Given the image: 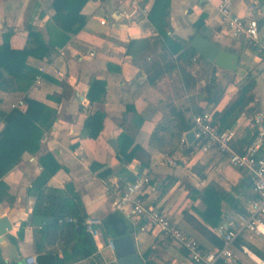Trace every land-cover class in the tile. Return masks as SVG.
I'll return each mask as SVG.
<instances>
[{"label": "crops", "instance_id": "1", "mask_svg": "<svg viewBox=\"0 0 264 264\" xmlns=\"http://www.w3.org/2000/svg\"><path fill=\"white\" fill-rule=\"evenodd\" d=\"M139 1L147 7L148 14H140L132 22L121 15L130 0H87L79 11L86 19L83 27L68 34V39L60 44L64 30L55 20L54 0H0V44L3 34L12 29L11 46L22 48L27 42L30 24L42 33L46 42L54 44L42 59H28L27 64L33 71L45 68L28 92L0 90V109L10 111L12 102L28 96L47 104L56 113L52 127L43 133L39 151L25 152L21 161L3 176L9 194L0 201V217L8 216L13 227L0 241V260L8 264H28V255L37 256L35 226L30 219L35 202L32 187L43 170L39 157L46 152L57 159L61 168L45 186L65 189L67 183H71L88 216L103 221L114 212L124 215L134 229L136 250L144 264L148 261L152 264L197 263L171 238L155 229H143L144 221L131 214L132 200L121 203L127 183L139 173L148 172L151 176L146 194L148 203L164 209L174 223L199 240L205 251H216L219 245L201 227H206L221 240L217 227L247 210L254 198L250 179L223 155L200 150L195 140L182 147L181 137L191 131L195 114L222 111L253 75L256 99L232 125L236 130L233 146L238 152H244L255 139L253 115L256 111L264 114V0H233L232 3L233 14L245 18L258 16L256 44L230 35L218 10L219 0H171L169 20L175 34L189 39L197 31L195 24L204 15L199 32L220 47L239 53L240 62L236 70L215 69L212 61L197 56L193 59L192 78H184L179 68H175L155 82L149 81L142 67L147 62L150 70L151 62L162 52L154 44L155 28L149 19L155 0ZM252 6L257 9L254 11ZM102 18L106 19V24L100 22ZM142 37H150L151 46L133 57L129 52L130 43ZM91 51L94 55H90ZM109 63L113 65L110 68ZM212 74H215V82H211ZM92 80L101 88L90 99ZM208 88L212 95L219 96L217 100H209ZM88 115L104 120V128L95 138L89 136L84 127ZM3 127L2 121L0 130ZM125 132L133 134L134 145L146 151L141 159L134 158L126 163L117 154L118 138ZM167 155L177 158L179 165L167 164ZM259 155L264 157V148ZM142 159L147 164L144 165ZM210 183L232 193L243 207L242 211H237L223 201L218 225L204 218L207 204L202 198L194 197L189 188L203 190ZM185 211H188L187 216ZM29 220L20 235L22 221ZM101 230L97 251L67 264H118L115 251L105 247L107 237L103 225ZM252 247L264 253V233L247 231L241 234L233 245L236 262L220 260L216 264H264V258ZM59 256L63 257L61 248Z\"/></svg>", "mask_w": 264, "mask_h": 264}, {"label": "trees", "instance_id": "2", "mask_svg": "<svg viewBox=\"0 0 264 264\" xmlns=\"http://www.w3.org/2000/svg\"><path fill=\"white\" fill-rule=\"evenodd\" d=\"M86 1L54 0L55 20L64 30L60 44L68 39V34L77 32L83 27L86 19L79 11ZM170 12L171 0H155L149 12V19L155 28L152 35L154 44L162 50L159 58L151 62L150 70L147 68V62L142 65L148 73L150 82H155L157 78L175 68H179L184 78H192L193 59L197 56L202 57L191 45V37L185 39L173 32L169 20ZM203 21L204 15L195 24L196 33L200 31ZM11 30L9 29L3 34V42L0 44V90L28 92L35 84L38 73L29 67L28 59L30 57L42 59L51 52L54 44L46 42L42 33L30 24L28 25L29 33L26 44L22 48H15L10 43ZM134 42L135 40L130 43V47ZM108 66L110 68L113 65L109 63ZM211 82H215V74H212ZM255 86V78L250 75V79L239 88L235 99L230 101L222 111L213 113V122L219 123L221 129L232 127L250 103L255 101ZM99 88L101 86L97 84V81L92 80L89 90L90 99ZM208 93L211 101H215L219 97L216 94L212 95L210 88H208ZM25 99L28 102L26 110L12 108L5 112L0 109V122H4V127L0 130V201L9 194V186L3 180V176L21 161L25 152L36 153L39 151L44 131L50 129L56 119L55 110L47 104L28 96H25ZM84 127L88 135L95 138L103 130L104 120H98L93 115H88L84 121ZM134 143L133 134L125 132L119 136L117 154L123 162L128 163L134 158L141 159L147 154L142 147L134 145ZM191 146L193 144L189 148ZM142 161L144 165L147 164L144 159ZM39 162L43 170L40 176L33 181L32 189L35 192V202L32 215H47L52 217V220L42 227L34 228V250L37 253L38 264H67L91 256L97 251V245L87 230L85 219L88 213L80 195L73 189L71 183H67L65 189L45 186L46 181L61 168V164L50 152L40 155ZM101 174L103 175V173ZM189 188L194 197L202 198L207 204L206 211L203 213L204 218L213 225H218L222 219L223 201L229 202L237 211L243 210L232 193L215 183L208 184L203 190L192 186ZM184 215L187 216L188 211H185ZM69 217L75 220H69ZM29 222L30 220L22 221L20 235H22L24 225ZM130 226V222L124 215L114 212L103 220V233L105 237L122 236L127 233ZM201 230L219 246L222 245L223 242L209 229L201 227ZM59 248L63 251V257L59 256ZM252 249L264 258L263 251L256 247H252ZM0 264L8 263L0 260ZM147 264H152V262L148 261Z\"/></svg>", "mask_w": 264, "mask_h": 264}, {"label": "built area", "instance_id": "3", "mask_svg": "<svg viewBox=\"0 0 264 264\" xmlns=\"http://www.w3.org/2000/svg\"><path fill=\"white\" fill-rule=\"evenodd\" d=\"M232 3L233 0H219L218 3L221 19L227 25L230 35L234 39H244L256 44L259 36L258 16L252 15L245 18L235 15L232 12ZM252 7L254 11L257 9V6ZM140 14H148V9L142 6L139 0H130L128 7L121 13L124 19L132 22L136 21ZM100 22L107 23L105 18H102ZM90 55H94V52L91 51ZM39 70L36 82L39 81L41 72L45 68L41 67ZM27 106L28 102L24 97L11 103V109L26 110ZM252 123L256 129V137L244 152H238L233 146L236 137L234 127L221 129L219 123L213 122L211 111H203L192 117L191 130L194 132L196 146L204 152H216L223 155L231 165L250 179L255 192L247 210L227 219L217 227V234L223 243L216 251H205L199 240L174 223L164 209L148 203L146 194L151 184V176L148 172L139 173L134 180L127 183L121 196V203L132 200L131 214L144 221L142 228L155 229L171 238L187 251L188 256L195 263L216 264L220 260L235 263L236 255L233 245L237 237L247 231L257 234L264 233V157L259 155L260 149L264 148V114L262 111L254 113ZM187 142L186 134L182 135L181 146H186ZM165 162L171 166L179 165L178 159L172 155H167ZM68 219L75 220L71 217ZM85 224L95 242L99 243L102 237V219L87 216ZM105 247L114 253L113 237H107ZM26 261L28 264H38L34 254L28 255Z\"/></svg>", "mask_w": 264, "mask_h": 264}, {"label": "water", "instance_id": "4", "mask_svg": "<svg viewBox=\"0 0 264 264\" xmlns=\"http://www.w3.org/2000/svg\"><path fill=\"white\" fill-rule=\"evenodd\" d=\"M151 43L152 39L150 37L138 38L130 47L129 52L133 57H138L144 50L151 46ZM190 43L201 56L214 63L215 69L217 67L228 70H236L238 68L240 62L239 53L220 47L203 33L198 32L191 36ZM187 140L189 143L195 140L192 130L187 134ZM114 142L112 141V143ZM50 220H52V217L47 215H31V223L35 227H42ZM12 227L13 224L8 216L0 217V241L12 230ZM133 231L134 229L130 228L125 235L113 238L118 264L145 263L143 257L136 250L135 240L132 235Z\"/></svg>", "mask_w": 264, "mask_h": 264}]
</instances>
